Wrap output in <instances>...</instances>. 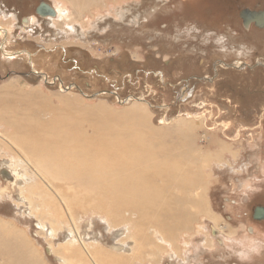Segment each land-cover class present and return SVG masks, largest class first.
I'll return each instance as SVG.
<instances>
[{"label": "rangeland", "instance_id": "1", "mask_svg": "<svg viewBox=\"0 0 264 264\" xmlns=\"http://www.w3.org/2000/svg\"><path fill=\"white\" fill-rule=\"evenodd\" d=\"M43 2L60 7L63 17L38 16ZM257 2L263 8L264 0L248 7ZM94 3L84 11L71 0H0V97L10 94L9 105L22 112L18 97L38 93L42 97H30L43 121L70 111L84 120L80 113L90 110L95 125L126 124L138 133L127 141H137L138 152L159 171L168 169L166 154L175 147L185 154L183 165L202 184L186 193L187 211L196 218L172 242L177 248L158 255L155 264H264V220L254 218L255 208L264 207V34L241 26L238 14L246 4H239L236 23L208 25L189 11L194 0ZM3 50L31 56L9 60ZM12 122L0 117L1 146L3 137L15 135ZM16 123L23 126L21 114ZM21 130L20 150L0 149V232L22 237L42 264H66L62 252L70 251L61 250L68 244L89 252L75 250L80 264H95L112 251L132 254L133 241H126L128 248L122 244L131 236L128 228L112 226L98 210L114 201L95 197L96 186L43 181L22 158L36 132ZM163 180L152 185H162L164 198L173 200L179 193ZM76 191L80 198L69 204ZM150 235L144 251L172 249Z\"/></svg>", "mask_w": 264, "mask_h": 264}, {"label": "bare ground", "instance_id": "2", "mask_svg": "<svg viewBox=\"0 0 264 264\" xmlns=\"http://www.w3.org/2000/svg\"><path fill=\"white\" fill-rule=\"evenodd\" d=\"M95 1L71 0V3L76 9L80 8V4L85 7L84 11H88L97 7L94 3ZM54 9L58 17H63V10L60 7ZM47 18L51 19L53 17L49 16ZM243 49L250 51L251 48ZM248 51L244 52L248 54ZM2 52V57L9 60L21 57L19 55L31 56L29 53H10L5 50ZM234 67L239 68L236 65ZM30 95L42 97L38 93L32 94L31 92L23 96L20 95L18 100L25 105L22 112L18 111L19 107L9 105V101H11L9 99H12L10 94L6 96L9 101L6 100V97H0V117H9L13 121L11 125L15 126L13 128L14 132H12V134H15L14 137H3L5 144L0 145V149L3 148L8 151L20 150V138L16 136L19 134L17 130L20 132L22 131L21 129H26L27 132H36L34 139L31 142H27V148L24 155L22 154V158L31 162L29 164L32 165L33 169L37 170L39 177L43 181L60 182L61 180L64 185L66 183L69 187L73 186L75 188L77 184L80 188H88L89 185L90 187L96 186L100 192L95 197L102 195L103 198L108 197L114 201L115 204L108 201L106 205L98 210L101 211L100 214L102 216L111 222L112 226L123 225L128 228L131 236L126 237L122 244L124 248H128L127 246H130L129 242L133 241L135 248H133L132 254L125 256L115 251H112L114 253L103 254L102 257H107L105 259L102 258L104 260H99L95 264H136L143 259L147 260L149 264H155L154 258L158 255L170 250L174 251L177 246H172V242L187 233L189 224L196 218L187 211L188 204L186 203H189V199L186 193L189 194L188 189L194 190L199 185H202L197 173L194 172L192 174L189 167L183 165L182 161L186 159L185 154L177 152L179 148L175 147L172 153L169 151L166 154L170 159L168 169L165 172L159 171L154 161L146 159V152L143 154L138 152L141 148L139 144L137 145V141H127L131 133L136 132L133 128L123 123L124 126L121 128L115 122H111V124L114 123L112 125L117 126L118 129H115L111 124L105 126L104 122H99L95 125L96 123L94 124L90 120L92 115L90 110L80 113L83 114L80 117H85L84 120L74 119L73 115L78 114L70 111L67 116L63 112L62 114L57 112L48 120L43 121L39 115L40 110H35L33 96L30 97ZM20 114L23 126H19L16 123ZM131 115H135V112H132ZM123 118L120 116L115 118V120L118 122L122 121ZM85 122H88L91 127L86 126ZM86 127L91 129V135L87 132L88 129ZM102 150L107 151V154L98 156ZM99 157L102 159L101 162H99ZM162 173L164 174L161 175ZM162 176L164 177V183L167 182L169 187L176 188L174 192L179 193L173 200L164 198L166 189L162 185H152L153 181ZM28 188L29 192L32 193L33 187L29 186ZM56 189H58L57 185ZM69 198V204H73L74 202L71 199L80 198V194L76 191V194L69 196ZM183 200H185V203L182 202ZM100 205V201L93 205L91 207L92 211ZM200 205L201 201L199 200L192 206L199 207ZM126 220H129V224L125 222ZM150 233L154 237L157 236V240L160 237L165 243H171V246H167L172 249L163 247L162 253L144 251L145 245L152 240L149 238ZM129 239L131 241L126 242ZM160 240L158 241L160 242ZM68 245L61 250L65 251L67 248L70 251L68 256L62 252L66 264H80L79 259L82 255L75 254V250L90 256L85 248H70ZM152 248L159 249L158 247ZM56 252L58 251L56 250ZM0 263L42 264L38 259V254L31 246L26 244L22 237L13 232L11 235L4 234L2 231L0 232Z\"/></svg>", "mask_w": 264, "mask_h": 264}, {"label": "flooded vegetation", "instance_id": "3", "mask_svg": "<svg viewBox=\"0 0 264 264\" xmlns=\"http://www.w3.org/2000/svg\"><path fill=\"white\" fill-rule=\"evenodd\" d=\"M255 1L256 0H194V4L192 5L189 11L194 16V18L200 19L201 22L206 23L208 25H211V24L216 25L218 21L220 20H224L225 22L236 23L235 19L237 16V10H238L239 4L244 3L246 4V7L240 9L241 11L238 14L241 26L244 28L246 32H250L251 30H254L257 34L262 35L264 34V26L259 27V25H257V23L253 22L251 19L249 18L244 19L242 17V13L245 10L264 12V6L263 8L261 7L258 8L260 2H257L256 6H253L254 8L252 9L248 7L249 5L247 3L252 4ZM247 21H249L248 25L246 24ZM209 33L212 34V32H209ZM254 38H255L254 36L251 37L252 40ZM257 208H260V207L255 208L254 216H255V211Z\"/></svg>", "mask_w": 264, "mask_h": 264}, {"label": "water", "instance_id": "4", "mask_svg": "<svg viewBox=\"0 0 264 264\" xmlns=\"http://www.w3.org/2000/svg\"><path fill=\"white\" fill-rule=\"evenodd\" d=\"M36 13L38 16H40L42 18H47L49 16L55 17L57 15V12L54 9V7L45 3V2L41 3L38 6V8L36 9ZM242 17L244 19H247V18L251 19L253 22H256L257 25H259V27L264 26V12L245 10L242 13ZM246 24L248 25L249 21H247ZM254 218L257 220H264V208H262V207L257 208L255 211Z\"/></svg>", "mask_w": 264, "mask_h": 264}]
</instances>
